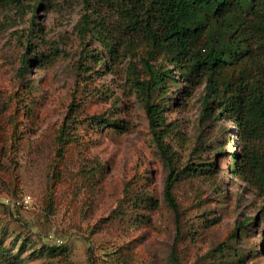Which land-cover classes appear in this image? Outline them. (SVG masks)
<instances>
[{
  "label": "rangeland",
  "instance_id": "374dc122",
  "mask_svg": "<svg viewBox=\"0 0 264 264\" xmlns=\"http://www.w3.org/2000/svg\"><path fill=\"white\" fill-rule=\"evenodd\" d=\"M83 14L76 0L0 7L4 247L22 264H264L261 201L231 170L230 157L239 162L242 154L231 123L202 114L203 85L185 89L178 78L154 94L180 173L177 236L139 88L149 80L147 49L119 36L109 67L97 35L79 33ZM106 22L109 36L120 22ZM148 61L153 70L168 67L156 53ZM68 113L75 136L59 156L56 137ZM99 116L123 129L85 120ZM197 164L210 170L188 175ZM136 195L157 208L137 206Z\"/></svg>",
  "mask_w": 264,
  "mask_h": 264
},
{
  "label": "trees",
  "instance_id": "16d2710c",
  "mask_svg": "<svg viewBox=\"0 0 264 264\" xmlns=\"http://www.w3.org/2000/svg\"><path fill=\"white\" fill-rule=\"evenodd\" d=\"M48 1L0 0V7L17 9L33 2L37 10ZM76 2L84 11L78 23L79 33L89 37L97 35V41L108 51L109 67L112 54L119 46V36L126 37L129 46L136 42L139 48L147 49V59L143 62L149 80L139 88L151 137L167 170L163 200L174 216L176 235L180 230L173 190L180 173L175 171L173 153L164 141V119L162 110L154 102V94L167 81L175 82L178 78L184 81L185 89L203 85L202 114L214 119L221 117L231 123L242 152L239 162L235 155L230 157L231 170L254 189L261 201L259 216L264 220V0ZM109 16L120 23L108 36L105 26ZM155 53L168 67L159 66L153 70L148 60ZM85 120L93 127L110 125L123 129L116 120L104 116ZM73 122L74 117L68 113L61 124L56 137L59 156L62 145L70 143L75 136L71 131ZM209 170L204 164H197L188 175L204 174ZM133 202L144 210L158 206L156 201L143 195H136ZM0 264H22L20 255L5 248L1 241Z\"/></svg>",
  "mask_w": 264,
  "mask_h": 264
}]
</instances>
